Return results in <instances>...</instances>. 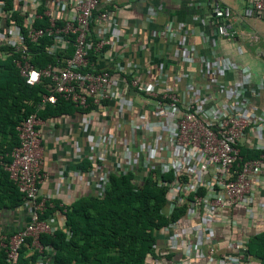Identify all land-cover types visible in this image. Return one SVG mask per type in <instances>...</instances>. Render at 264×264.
Masks as SVG:
<instances>
[{
	"label": "crops",
	"instance_id": "obj_1",
	"mask_svg": "<svg viewBox=\"0 0 264 264\" xmlns=\"http://www.w3.org/2000/svg\"><path fill=\"white\" fill-rule=\"evenodd\" d=\"M102 1L101 8L111 10L117 23L110 32L113 45L103 56L108 58L110 51L116 52L117 57L111 61L114 65L111 77L114 93L119 98L107 103L105 109L73 108L67 113L49 116L39 125L41 168L45 175L39 185L40 198L69 204L83 194H96L98 175L122 167L135 170L141 179L150 171L156 174L163 171L160 158L164 152L157 140L162 125L170 123V116H160L151 99L126 88L131 78L129 71L144 86L157 84L179 94L182 101H193L199 109H203L202 100L207 92L217 110L236 104V112L252 122L240 148L259 152L264 149V18L248 13L247 0H220L233 16L232 37L228 38L213 35L215 19L208 0ZM242 31H256L261 39L256 45H249L240 37ZM206 70L209 77L198 79V72ZM161 75H164L162 81ZM239 96L244 102L239 103ZM96 133L108 137L118 152L104 155L95 167L97 176H91L82 172L79 164L95 156ZM253 143L259 148H251ZM128 154L132 159L125 164L124 157ZM204 169L206 163L199 160L190 174L182 172L181 175L184 179L202 176L208 180L201 173ZM250 189L249 206L213 209V216L206 223L211 228L209 241L214 243L216 252L211 260L205 255L207 240L197 242L192 238L193 222L187 215L185 198L180 204L181 217L172 220L175 225L169 231L162 228L155 231V256L148 264H216L220 254L229 252L226 242L247 243L252 235L264 230V174L254 177ZM28 215L23 203L9 211H0V230L11 234L28 220ZM202 221L206 222L203 217ZM52 224L56 229L62 228L61 216L55 214ZM173 238L180 241L175 249L171 248L176 244ZM196 244L201 247L198 251Z\"/></svg>",
	"mask_w": 264,
	"mask_h": 264
},
{
	"label": "built area",
	"instance_id": "obj_2",
	"mask_svg": "<svg viewBox=\"0 0 264 264\" xmlns=\"http://www.w3.org/2000/svg\"><path fill=\"white\" fill-rule=\"evenodd\" d=\"M22 1L12 0L11 10H5L0 3V17L8 16V12L16 10L22 17L20 23L10 18L8 24H2L0 44L12 48L16 53L12 62L26 85L34 86L46 81L47 92L41 95L35 110L41 111L46 105H54L58 100H63L71 103L75 109L91 111L95 108L105 109L107 103L117 100L119 97L114 93L111 77V61L117 55L110 51L108 58L103 56L105 50L113 45L110 32L117 23L111 10L101 8L103 1L25 0L20 5ZM208 1L215 19L213 35L232 37L233 16L230 9L222 5L220 0ZM247 1L248 13L264 18V0ZM41 22L45 24L38 25ZM43 37L51 40L49 52L61 57L55 64L37 68L30 62L33 52L28 49V45L37 44ZM240 37L249 45H256L261 39L256 31H242ZM68 49H71L70 54H67ZM216 74L221 75V72ZM128 75L131 78L126 88L151 99L160 116H170V123L162 125L161 136L157 140L164 152V157L160 158L164 173L172 171L175 175L172 182L159 181L167 189L166 212H170L173 206L182 204L185 198L188 200L187 215L193 222L192 238L197 242L207 240L205 255L211 260L216 252L214 243L209 241L211 228L206 223L212 218L213 209L249 206L254 177L264 174V149L253 159L243 160L240 155V146L245 142L252 122L236 112V104H231L225 110H217L210 92L202 100L205 108L203 106V109H199L191 100L182 101L176 92L165 90L157 84L153 87L144 86L131 71ZM202 76L208 78V70L203 73L199 71L198 79H203ZM163 78L164 75L159 77L161 81ZM238 101L244 102L241 96ZM44 120L46 119L39 118L36 112L21 120L16 126L19 144L10 153L11 161L2 162L3 169L22 194V203L29 211L28 220L11 234L0 230V251L5 254L6 264H17L20 249L28 240L29 250L36 251L39 255L35 264H43L54 253L51 247L43 246L39 241L41 234L53 235L56 231L52 224L55 214L41 218L50 200L38 195L39 185L45 177L41 168L43 153L39 130V125ZM94 140L97 147L95 156L89 158L94 163L93 170L88 172L91 176H97L95 167L102 162L104 155L118 152V147L108 137L96 133ZM250 146L259 148L257 143ZM124 158L125 164H129L132 156L128 154ZM199 160L206 163V169L201 173L208 176V180L202 176L200 179H184L181 173L190 174ZM126 170V167H122L117 172ZM108 175L109 173L98 175L100 183L96 186L97 196L103 195ZM147 176L149 173L145 177ZM65 205L67 204L60 203L59 207L64 210ZM56 214L63 221V213ZM202 217L206 222L202 221ZM173 225L175 221H170L161 230L169 231ZM174 241L176 244L171 246L172 249L180 245L178 239L175 238ZM246 244L226 242L229 252L220 254L216 264H250L245 256ZM195 248L197 251L201 249L197 244ZM230 251L234 252V256Z\"/></svg>",
	"mask_w": 264,
	"mask_h": 264
},
{
	"label": "trees",
	"instance_id": "obj_3",
	"mask_svg": "<svg viewBox=\"0 0 264 264\" xmlns=\"http://www.w3.org/2000/svg\"><path fill=\"white\" fill-rule=\"evenodd\" d=\"M0 3L5 10L13 7L12 0H0ZM7 14L0 17V24H8L10 18L20 23L19 11ZM50 44V38L43 37L37 44L28 45L33 52L30 62L35 67L55 64L60 59L59 54L49 52ZM70 53L68 49L67 54ZM15 56L12 48L0 44V211H9L23 202L22 194L2 167V162L11 161L10 153L19 144L18 123L35 112L39 118L46 119L74 108L71 103L58 100L37 112L36 105L47 92L46 81L26 85L13 65ZM259 153L240 148L243 160L256 158ZM79 166L82 172H90L94 163L84 159ZM174 176L172 171L160 175L150 171L149 176L141 179L132 169L112 171L102 196L83 194L65 205L64 210L59 207L60 201L50 200L41 218L63 213V227L56 229L53 235H40V243L54 252L43 264H148L155 256V231L182 215L180 205L166 212L167 189L159 183L172 182ZM28 245L29 240L21 247L17 264L36 263L39 255L30 251ZM4 256L0 251V264H6ZM245 256L250 264H264V230L249 238Z\"/></svg>",
	"mask_w": 264,
	"mask_h": 264
}]
</instances>
